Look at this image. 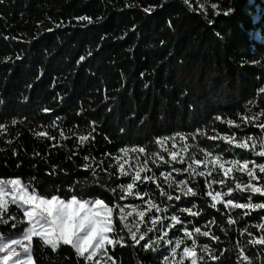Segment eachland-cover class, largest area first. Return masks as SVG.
<instances>
[{
	"label": "trees",
	"instance_id": "1",
	"mask_svg": "<svg viewBox=\"0 0 264 264\" xmlns=\"http://www.w3.org/2000/svg\"><path fill=\"white\" fill-rule=\"evenodd\" d=\"M80 16L90 17L93 23L79 20ZM261 88L264 0H0V180L19 179L31 193L47 199L52 195L71 199L76 192L92 199L90 193H102L99 198L109 203L111 193L93 181L98 179L106 188L131 182L119 175L115 157L123 158L119 149L127 148L129 163L134 164L137 153L131 149L143 147L139 160L149 158L155 179L138 181L133 195L109 203L110 207L121 203L126 214L132 213L119 221L114 209L116 243L110 254L116 264H191L183 253L185 247L195 250L196 264H264V245L251 243L264 236L257 226L264 223V210L245 215V210L223 203L228 198L247 202L248 195L253 203L264 202V197L244 190L247 173L236 168L224 177L218 165L198 166L206 176L217 169L208 181L225 180L211 188L205 177L173 172L177 180L189 179L197 195L182 200H193V211L199 209L200 215L189 224L185 217L190 214L177 212L180 224L160 232L153 229L144 241H133L128 231L129 227L135 230L132 216L141 210L145 219L138 237L151 226L153 215L160 217L159 228L161 223H171L177 205L190 207L186 202L165 201L158 184L173 195L176 192L175 186L166 188L160 171L167 174L171 168H184L192 155L205 160L206 152L212 151L215 156L212 146L217 143L225 148L221 162L226 167H231L232 159L241 165L247 159L249 167L256 168L251 182L264 186V173L258 170L264 158L257 156L264 151ZM217 115L221 120L214 119ZM228 120L235 123L229 127ZM93 126L96 131L81 143L79 137L88 136ZM196 128L207 136L235 134V139L229 144L198 134L194 140L177 137L176 151L188 145L185 164H161L159 170L152 165L155 152L170 160L155 143L157 139L176 132L188 135ZM42 132L48 136L39 135ZM238 142L248 147L240 149ZM172 143L169 140L165 147L172 150ZM85 163L96 170V177L84 168ZM209 190L225 194L217 209L211 208ZM137 191L140 195H135ZM149 200L168 211L149 209ZM27 226L24 212L11 204L0 217V236L21 235ZM195 227L201 233L209 231V236L195 233ZM185 229L192 235H185ZM178 239L181 244L176 248ZM31 252L35 264H98L71 245L61 243L53 249L39 236H33Z\"/></svg>",
	"mask_w": 264,
	"mask_h": 264
},
{
	"label": "snow or ice",
	"instance_id": "2",
	"mask_svg": "<svg viewBox=\"0 0 264 264\" xmlns=\"http://www.w3.org/2000/svg\"><path fill=\"white\" fill-rule=\"evenodd\" d=\"M212 7L215 8L216 5L214 4ZM145 10L147 11V9ZM227 14L228 13L226 12L225 15ZM78 19L81 21H86L88 24L93 23L92 19L88 16H80ZM88 55H91V52H89ZM84 59V56L80 57L81 61H83ZM141 75H143V73H141ZM147 87L148 84H145V88ZM259 91L261 93H264V88H261ZM25 99H27V97H25ZM45 111H47V109H45ZM81 111H83V109H81ZM214 119L216 121H219L221 120V117L217 115ZM95 123V121L92 122L93 125H95ZM225 123L230 127L235 123V121L228 120L225 121ZM236 127L239 128L240 125L237 124ZM95 131L96 128L94 126L91 127L88 136L79 137L80 142L84 143L85 141H87L89 136H91ZM120 131L124 132L125 129L121 128ZM213 131H215L214 128ZM197 134L202 137H207V139L210 141H216L217 139H220L222 141H227L229 144H231L235 139V134H225L222 137H220L218 134L214 136H207V132L202 131L200 128H196L192 133H189L188 135H185L182 132H176L172 136H162L157 139L155 143L160 145L164 149V152L170 156V160H166L164 155H161L159 152H155L152 154V165L156 167L157 170H159L161 164L172 165L174 162H177L181 165L185 164L184 153L187 152L188 145L184 144L179 152L176 151V138L179 137L180 140H187L190 136L194 140ZM39 135L48 136V133L42 132L39 133ZM60 135L63 136V132H61ZM48 138L54 139L50 136ZM169 140L173 141L172 150L165 147V144ZM212 147L217 151V154L215 156H213L212 151L206 152L205 160L197 159L194 155H192L189 157L192 162L187 163L186 167L171 168L167 172V174H165V172L163 171H160V176L164 177L163 183L166 185V188L173 189L175 186L174 190L176 194L173 195L164 187H160L159 184L157 185L160 191V195L165 199V201L173 203L186 202L191 206L180 208L177 205V207L173 210V214L170 217L171 223L167 225L161 223L159 228H157V224L160 221V217L153 215L151 218V226L147 227L145 232L138 237L137 232L140 231L139 223L143 222L145 219V211H139L137 213V215L139 216V222H137V224L134 226L135 230H133L132 227L128 228V231L131 234L133 241H144L145 235H147V233L152 232L153 229H156L157 232H160L165 227H171L173 224H180L181 217L180 215L176 214L177 212L190 214L189 216L185 217V219L188 220L189 224H191L192 218L198 217L200 215L199 209H197V211L195 212L193 211V208L196 207V204L193 202V200H182V197L194 198L197 195L196 191L193 190V187H189V179L181 178L177 180L175 177H173V172L188 173L189 177H205L209 188H211L213 184L223 185L225 183V180L223 178H220L219 180L211 179L210 181H208L207 177H211L212 172L216 171L217 169L212 168L211 171L207 172L206 176L205 171L197 170L198 166L206 162L209 164L218 165V167L223 170L224 177L229 176L233 169L236 168L239 169L241 172L247 173L248 183L244 185V190L249 193L259 194L260 196L264 197V186H257L255 183L251 182L253 179H255L256 168L249 167V160L244 159L243 164L241 165L240 161L232 159L230 161L231 167H226L225 163L221 162L222 154L225 152V148L221 147L219 143L214 144ZM238 147L240 149H245L248 147V144L245 142H238ZM131 151L137 153V158L134 164L129 163V149L127 148L119 149V152L124 153L123 158H121L119 154L115 157L117 161V167L119 169V175L129 177L131 179V182L120 183L113 188H106V186L103 183H100L98 179L93 181V183L99 184V187L101 189H105L106 191L111 193V196L108 198L109 203H112V201L117 200H125V194L133 195V189L136 187L138 181L143 183L144 181H153L155 179V173H152V170L148 167L149 158L146 156L143 163H141V161L139 160V154L145 153V148H133L131 149ZM106 155L111 156V153H107ZM257 156L260 158H264V151H259L257 153ZM88 159V156H84L85 161H87ZM93 162L95 163L94 157ZM84 168L91 169V166L85 163ZM258 170L260 173H264V163H260L258 165ZM100 171L104 172L105 168H100ZM142 173H145L143 177L141 175ZM91 175L93 177L97 176V172L95 169H91ZM111 175L112 174L109 173V176ZM8 185L11 186L10 188H7V191L11 193L13 204H20L21 207H23L24 205L31 206V210H26L24 213L27 217V220L31 224V226L27 228V232L25 233V239L31 241L33 236H39L46 244L51 245L53 249L57 248V246L61 243L63 245H71L76 250V252L82 256L85 253H88V255L85 257L88 260H91V256L95 254V251L98 249H102L106 243H116L115 241L110 240L108 238V233L111 232L113 229L114 209L119 217V221H125L126 216L132 215L131 212H128L127 214L125 213V206L121 203H115L112 207H110L109 203H106L104 198H99L102 193H90L89 195L93 196L92 199L85 198L82 192H76L72 194L71 199H61L57 195H52L50 199H46L43 196H37L30 193L27 187L21 186V181L19 179H10L6 183L5 181L0 180V212L3 211V208L5 206L4 197L6 193V187ZM236 188L240 189L241 185L236 184ZM117 189H119V193L117 192ZM227 191L230 193L233 191V189L229 187ZM78 195L81 196L80 199L77 198ZM135 195H140V192L137 191ZM224 195L225 194L221 191H215L214 193L213 191L209 190L207 192V196L210 197L213 202L211 204L212 209H217V204L223 200ZM252 199L253 197L251 195H248L246 197L247 202L234 203V198H228L226 200H223V203L228 208L245 210V215H247L248 211L264 210V202L253 203ZM170 206L171 205H169V207ZM148 208L155 209L156 212H160L162 210L164 212L168 211V207L161 209L159 205H157L154 201L151 200L148 201ZM133 211H135V208H133ZM228 222L233 223L231 219H229ZM257 226L261 230H264V223H260ZM124 227H128V225L125 224ZM245 231H247V229H245ZM195 233H201V228L195 227ZM201 234L204 237H208L210 233L209 231L205 230ZM185 235L191 236L192 233L188 232L187 229H185ZM249 235H251V233H249ZM214 239H219V237L214 236ZM11 243L16 244L17 241L12 240ZM167 243L171 244L172 241L169 239ZM193 243L195 242L193 241ZM251 243H258L260 245H264V236H261L259 240L253 239ZM145 244H147V241H145ZM180 244L181 241L178 239L176 241V248H179ZM5 248L7 249L6 254L3 257H0V260H3L4 264H8V261L15 253L12 247L7 246H0V252H4ZM89 249H92V252H89ZM204 249L205 251L208 250L207 244L204 245ZM172 251L173 255H175V249H173ZM183 253L185 256L191 255L193 257L192 264H196V252L194 249L185 247L183 249ZM165 259H167V257H165ZM245 259H247V257H245ZM29 264H31V257H29Z\"/></svg>",
	"mask_w": 264,
	"mask_h": 264
},
{
	"label": "rangeland",
	"instance_id": "3",
	"mask_svg": "<svg viewBox=\"0 0 264 264\" xmlns=\"http://www.w3.org/2000/svg\"><path fill=\"white\" fill-rule=\"evenodd\" d=\"M204 8H206L205 4H202ZM7 181H5L6 183ZM22 187H24L21 184ZM11 186L8 185L6 187V193L4 197L5 206L3 208V211L0 212V217L3 215L4 211L8 209V207L13 204L11 193L7 191V188H10ZM30 192V191H29ZM31 193V192H30ZM33 194V193H32ZM35 195V194H34ZM38 196V195H37ZM47 199V198H46ZM16 205L21 211L25 213L26 210L30 211L31 206L30 205H24L23 207L20 206V204H14ZM26 217V215H25ZM133 222L132 225H136L139 218H137V215L132 216ZM139 217V216H138ZM27 220V217H26ZM28 221V220H27ZM140 224V223H139ZM113 225H114V218H113ZM31 224L28 221V227H30ZM27 228L25 229L24 233L21 235H12V236H0V246H7L12 247L14 249V255H12L11 259L8 261V264H29V257H31V264H35L32 252H31V241L25 239V233L27 232ZM114 229H112L111 232L108 233V238L110 240L114 241L113 233ZM16 240V244H12L11 241ZM114 244H105L102 249H98L95 251V254L91 256V260L96 261L98 264H116L110 254V247H113ZM51 246V245H50ZM7 249L5 248L4 252H0V257H3L6 254ZM89 252H92V249L88 250ZM173 251L171 250V253ZM88 253H85L83 257H86ZM82 256V255H81ZM191 258V264L193 257L191 255H188ZM169 262L168 264H170ZM0 264H4L3 260H0Z\"/></svg>",
	"mask_w": 264,
	"mask_h": 264
}]
</instances>
